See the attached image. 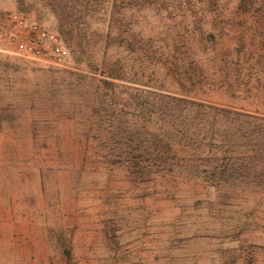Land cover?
<instances>
[{
	"label": "rangeland",
	"instance_id": "374dc122",
	"mask_svg": "<svg viewBox=\"0 0 264 264\" xmlns=\"http://www.w3.org/2000/svg\"><path fill=\"white\" fill-rule=\"evenodd\" d=\"M0 10L22 12L59 33L71 53L64 68L0 55V119L13 120L1 132L20 135L21 151L31 148L33 123L40 137L44 120L82 104L83 92L95 102L101 80L154 93L128 91L129 104L157 102L156 93L264 117V0H0ZM231 139L255 151L253 140ZM235 148L232 159L241 162L244 148ZM222 157L207 150L201 164L213 159L223 166L215 162ZM15 171L0 181V264H264V162L246 169L245 178L228 172L221 184L236 189L230 197L207 173L199 199L122 193L114 246L89 192L106 178L85 174L77 201L84 214L69 233L71 259L52 232L28 228L23 218L29 207L51 221L61 218L57 186Z\"/></svg>",
	"mask_w": 264,
	"mask_h": 264
},
{
	"label": "trees",
	"instance_id": "16d2710c",
	"mask_svg": "<svg viewBox=\"0 0 264 264\" xmlns=\"http://www.w3.org/2000/svg\"><path fill=\"white\" fill-rule=\"evenodd\" d=\"M100 82L103 86H98L101 89L95 102L83 92L82 104L62 106L56 119L44 120L40 137L33 123V136L28 141L31 148L25 152L18 147L20 135L16 138L1 132L10 129L7 127L13 120L0 119V148L5 146L0 149V181L14 168L19 177L38 176L57 186V214L61 218L51 221L45 212L37 216L28 211L30 207L23 218L28 228L42 225L52 232L56 248L69 259L75 245L70 229L80 226L79 217L84 214L77 201L87 173L106 178L101 186L92 183L89 192L94 207L105 218L99 223L104 238L114 246L119 244L117 234L123 223L119 217L122 193L139 194L141 199L154 195L167 202L182 194L199 199L204 190L201 177L207 173L213 187L230 197L236 189L221 184L230 176L228 172L240 171L245 178L246 169L264 162V117L156 93L157 102L129 104L123 99L128 91L154 93ZM232 136L253 140L255 151L250 143L234 145ZM236 146L244 148L238 159L241 162L232 159ZM207 150L212 156L220 152L223 157L215 162L221 161L223 166L212 159L203 168L201 161Z\"/></svg>",
	"mask_w": 264,
	"mask_h": 264
},
{
	"label": "built area",
	"instance_id": "2783aa9c",
	"mask_svg": "<svg viewBox=\"0 0 264 264\" xmlns=\"http://www.w3.org/2000/svg\"><path fill=\"white\" fill-rule=\"evenodd\" d=\"M0 55L44 68H64L71 53L61 35L18 11L0 10Z\"/></svg>",
	"mask_w": 264,
	"mask_h": 264
}]
</instances>
